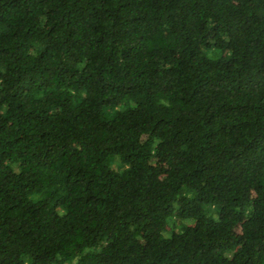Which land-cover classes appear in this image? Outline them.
<instances>
[{
    "label": "trees",
    "instance_id": "obj_1",
    "mask_svg": "<svg viewBox=\"0 0 264 264\" xmlns=\"http://www.w3.org/2000/svg\"><path fill=\"white\" fill-rule=\"evenodd\" d=\"M0 264H264V0H0Z\"/></svg>",
    "mask_w": 264,
    "mask_h": 264
}]
</instances>
